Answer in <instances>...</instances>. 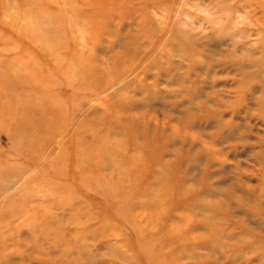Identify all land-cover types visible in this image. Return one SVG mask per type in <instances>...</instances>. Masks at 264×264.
<instances>
[{"label":"rangeland","instance_id":"1","mask_svg":"<svg viewBox=\"0 0 264 264\" xmlns=\"http://www.w3.org/2000/svg\"><path fill=\"white\" fill-rule=\"evenodd\" d=\"M0 264H264V0H0Z\"/></svg>","mask_w":264,"mask_h":264}]
</instances>
